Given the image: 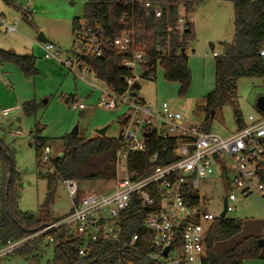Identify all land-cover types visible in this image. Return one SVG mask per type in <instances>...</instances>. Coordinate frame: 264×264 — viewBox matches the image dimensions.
<instances>
[{
	"label": "built area",
	"instance_id": "obj_1",
	"mask_svg": "<svg viewBox=\"0 0 264 264\" xmlns=\"http://www.w3.org/2000/svg\"><path fill=\"white\" fill-rule=\"evenodd\" d=\"M33 1V0H29ZM40 1V0H38ZM126 5L143 7L145 14L160 18L161 12L144 0H121ZM34 11L27 7L21 19L31 20ZM123 23V20H121ZM186 22L178 17L174 27L167 31L182 33ZM17 22L0 18V30L4 35L16 32ZM74 50L64 54L52 43H39L45 60L60 65L85 82L92 92L99 93L98 106L106 111H123L118 119L120 134L115 154V178L110 191L101 195L86 194L79 198L80 188L74 180H61L70 211L56 222L44 226L26 238L7 241L0 248V256H8L30 242L42 237L52 244L53 234L63 231L73 239H79L78 250L84 256L90 245L96 242H116L122 248L139 252L135 246L138 236L129 240L121 237V222L124 212L135 202L143 208V226L149 232L147 257L156 264H201L204 257V242L211 223L220 219V212L202 209L187 202V197L198 196L196 190L201 180L214 175L227 183L225 218L236 211L239 200L254 198L262 207L264 203V117L248 116L243 125L227 138L202 131L198 125L186 124L180 111L162 102L156 111L139 98L135 85L143 79H154L146 66V53L138 42L139 31L123 34L113 40L104 38L102 31H91L81 24L74 32ZM110 47L124 57L122 67L130 75L123 78L125 89L118 91L101 82L95 71L84 63L86 58H100L104 48ZM163 56H167L165 52ZM264 57V48L259 52ZM216 57V53H212ZM139 71V72H137ZM1 76V72H0ZM89 77V79L87 78ZM73 109L82 111L84 104L73 99ZM19 107L0 111L1 117L20 112ZM13 120H17L15 116ZM155 135L163 141L177 140L170 148L175 161L156 166L145 176L131 169L141 165L133 156L145 149V134ZM17 135H21L17 132ZM216 155V157H214ZM156 153L150 160L154 163ZM51 153L48 147L42 151L41 162L51 168ZM223 198V200H224ZM201 200V199H200ZM165 251H167L166 254Z\"/></svg>",
	"mask_w": 264,
	"mask_h": 264
},
{
	"label": "rangeland",
	"instance_id": "obj_2",
	"mask_svg": "<svg viewBox=\"0 0 264 264\" xmlns=\"http://www.w3.org/2000/svg\"><path fill=\"white\" fill-rule=\"evenodd\" d=\"M13 1L18 10L8 8L0 0V18L17 22L16 32L11 35H4L0 30L1 50H11L19 56H24L18 52L29 45L38 46L36 37L39 33L64 54L68 55L74 50L72 20L80 18V23H83V6L87 0ZM27 7L34 11L31 20L21 19V11ZM178 17H184V21L192 27L185 53L191 73L189 87L180 95L179 84L167 82L162 68L158 66L153 72L154 79L138 82V96L153 111H156L162 102H166L171 108L181 112L186 124L200 126L204 123L205 113L198 108L205 105V96L213 92L215 84L212 53L221 55L222 46L230 44L233 40L234 8L230 2L211 1L193 8L187 14L180 8ZM210 45H213V51L210 50ZM35 58L37 62L42 61L37 54ZM1 65L0 72L7 75L5 78L0 76V110L11 106L21 109L20 112L5 118L0 114V138L13 152L16 174L11 197L16 202L17 211L41 218L47 181L39 175H43L49 165L40 163L36 158L33 139L39 137L47 140L52 159L61 150L59 139L70 135L75 128L77 136L90 138L96 134L95 130L108 126L106 136L117 138L120 134L118 119L123 111L101 109L98 106L99 93L92 92L85 82L55 63L45 62L40 68L35 64L38 72L31 76H25L14 64ZM260 96H264V78L238 79L233 103L225 100L205 130L222 138L236 133L242 124L249 123L248 116L258 118L255 104ZM71 97L84 104L85 109H73L72 103L66 102V99ZM26 103L35 104L37 110L33 116H25L22 112V106ZM235 110L238 111L239 117L235 116ZM13 116L20 121L13 120ZM238 119H241V123ZM17 132L21 135L18 136ZM37 163H40L39 168ZM3 178L0 166V197ZM112 186V181L87 183L83 190L97 196L107 193ZM195 192L202 201L203 210L220 212L223 208V198L228 195L229 189L227 183L216 174L201 180ZM235 206L236 211L229 213L227 218L241 221L242 231L234 239L219 245V252L230 250L244 238L264 229V203L261 207L254 198L249 197L239 200ZM70 209V200L62 185L58 183L49 209L50 216L56 218ZM255 238L264 243V233L255 235ZM262 248V260L246 264H264V247ZM53 257L54 245L44 241L35 251L0 256V264H53Z\"/></svg>",
	"mask_w": 264,
	"mask_h": 264
},
{
	"label": "trees",
	"instance_id": "obj_3",
	"mask_svg": "<svg viewBox=\"0 0 264 264\" xmlns=\"http://www.w3.org/2000/svg\"><path fill=\"white\" fill-rule=\"evenodd\" d=\"M161 12L160 18L152 14L147 16L141 6L124 4L121 0H87L83 6L82 20L84 26L91 31H102L104 38L113 40L123 34L139 31L138 42L143 45L146 53V66L152 73L159 66L163 70L164 79L180 86V95L189 87L191 73L188 59L185 55L187 39L192 33V27L186 23L182 33L168 32L174 27L180 8L189 13L193 8L211 1L230 2L234 8V35L230 44L222 46L221 55L214 57L215 84L214 90L205 96V105L198 108L205 113L202 131L209 127L211 113L215 114L221 104L228 100L233 103L236 81L240 78H264V57L259 52L264 48V0H144ZM11 9L18 10L13 0H2ZM24 10L21 11L23 15ZM123 20V23L121 22ZM81 27L80 18L72 20V31ZM182 51L184 53L182 54ZM163 52L167 56H163ZM84 63L91 67L98 79L107 86H113L118 91L125 89L123 78L130 75L129 70L122 67L124 57L110 47L104 48L100 58H86ZM10 63L17 66L25 76L37 73L34 56H19L14 51L0 49V65ZM138 90V86L135 85ZM70 99H73L72 97ZM33 103L22 106L25 116L36 113ZM260 116L264 114L258 111ZM235 116L239 113L235 110ZM241 123V119H238ZM120 124V123H119ZM62 156L59 153L52 158V173L47 171L39 175L46 179L47 188L41 218L16 209V202L11 197L14 172L13 152L0 138V166L4 175L0 197V247L7 241H16L38 232L44 226L56 222L59 218L50 216V206L53 203L57 184L61 180L77 182L79 198L86 196L83 187L87 183H108L115 178V154L118 148V138L104 137L94 134L90 138L65 135L59 139ZM36 158L40 160L42 151L47 147V140L39 137L33 139ZM177 140L163 141L152 135L144 141L145 149L133 158L141 165H131V169L139 172V177L145 176L156 166H163L175 161L170 148ZM158 153L154 163L151 158ZM40 163H37L39 168ZM187 202L198 206L201 200L198 196L187 197ZM145 212L133 202L124 212L121 222V237L129 240L138 236L135 246L138 251L122 248L116 242H96L90 245L84 256L78 254L81 246L79 239H73L63 231L53 234L54 257L53 264H156L147 257L150 239L149 232L143 226ZM242 222L234 218L214 220L204 242V257L201 264H246L262 260L263 248L259 247L255 237H246L230 250L219 252L217 247L240 235ZM44 243V237L26 244L16 252L25 253L37 250Z\"/></svg>",
	"mask_w": 264,
	"mask_h": 264
},
{
	"label": "water",
	"instance_id": "obj_4",
	"mask_svg": "<svg viewBox=\"0 0 264 264\" xmlns=\"http://www.w3.org/2000/svg\"><path fill=\"white\" fill-rule=\"evenodd\" d=\"M36 41L38 43H51L48 39H46L44 37V35L42 33H39L37 35ZM210 50L213 51V45H210ZM183 53H184V51H182V54ZM255 106H256V110H258V111H260L261 113L264 114V96H260V97L257 98ZM213 116H214V113L212 112L211 113V117H213ZM107 130H108V126H105L103 128L95 130V133L97 135H99V136L106 137ZM77 134H78V132H77V129L75 128L73 130V132L71 133V135L77 136ZM149 136H150V134H148V133L144 135L145 138H148ZM29 146H31V145H29ZM58 156L61 157L62 153H59ZM214 157H216V155ZM225 209H226V199L224 198V200H223V211L220 214V219H224L225 218V213H226ZM258 245H259V247H264L263 241H258ZM166 253H167V251H165L164 254H166Z\"/></svg>",
	"mask_w": 264,
	"mask_h": 264
},
{
	"label": "crops",
	"instance_id": "obj_5",
	"mask_svg": "<svg viewBox=\"0 0 264 264\" xmlns=\"http://www.w3.org/2000/svg\"><path fill=\"white\" fill-rule=\"evenodd\" d=\"M35 1H38V0H35ZM41 1V0H40ZM6 19V18H5ZM15 49V48H14ZM23 51V52H22ZM18 53H20V54H24V56H34V58H35V54H37L39 57H40V59L42 60V61H38L37 62V59L35 58V64H36V66L37 67H41V65L43 64V63H45V62H47V63H53V62H51V61H47V60H45L44 58H43V56H42V51H41V48H40V46L38 45V46H30L29 45V47H25V48H22V50H21V52H18ZM45 61V62H44ZM2 66V65H1ZM1 69V68H0ZM38 72V71H37ZM6 75L7 74H5V73H3V72H1V76H2V78H5L6 77ZM5 80V79H4ZM92 93V92H91ZM15 107V106H14ZM13 106H11V107H6V108H3V109H1V110H4V109H11V108H14ZM0 110V111H1ZM17 122H19L20 121V119L19 118H17V120H16ZM68 213V212H67ZM67 213H65V214H62L61 216H58V217H56V218H60V217H62V216H64V215H66ZM264 233V229H261V230H259L258 232H256L254 235H250V236H252V237H255V235H257V234H259V233ZM250 236H248V237H250Z\"/></svg>",
	"mask_w": 264,
	"mask_h": 264
}]
</instances>
